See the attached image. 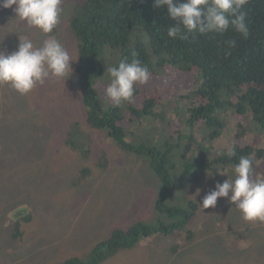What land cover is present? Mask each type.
I'll list each match as a JSON object with an SVG mask.
<instances>
[{"label": "trees", "instance_id": "trees-1", "mask_svg": "<svg viewBox=\"0 0 264 264\" xmlns=\"http://www.w3.org/2000/svg\"><path fill=\"white\" fill-rule=\"evenodd\" d=\"M244 11L247 38L230 28L223 34H190L184 40L167 35L175 22L166 7L154 6V0H83L69 14L65 25L68 23L80 42L75 72L88 129L103 132L116 148L143 158L157 186L152 218L136 220L131 214L125 226L96 241L83 257H67L52 264H101L142 246L138 244L143 238L171 235L178 229H183L185 242L213 235L218 229L224 231L222 240L239 229L234 224L225 231L230 222L224 218L215 223L207 220L193 230L187 228L198 202L187 198L186 192L204 178L214 187L231 178L241 156L251 158L256 173L264 175V0H248ZM60 31L57 26L43 38L58 39ZM233 40L235 47L226 54L227 42ZM133 51L149 68L151 78L136 86L131 103L113 107L105 99L111 79L106 70L130 59ZM179 109L181 113L176 112ZM171 115L170 129L165 131L161 120ZM60 141L71 152L90 157L97 168L109 163L103 150L100 153L105 158L101 154L94 157L90 150L94 133L77 119L64 127ZM230 149L235 150L234 156L228 155ZM60 161L52 156L46 162L54 168ZM36 172L44 177L38 181L44 182L41 196L48 197L57 177L50 175L48 168ZM61 172L63 176L67 170ZM89 173L82 167L71 177L57 178L56 184L62 181L63 188L66 182L78 184L80 177ZM169 198L172 204L179 202L172 205ZM76 203L69 196L62 202L72 216L76 215ZM240 239L234 235L229 247L234 249ZM216 255L222 264L233 257L221 247Z\"/></svg>", "mask_w": 264, "mask_h": 264}, {"label": "rangeland", "instance_id": "rangeland-1", "mask_svg": "<svg viewBox=\"0 0 264 264\" xmlns=\"http://www.w3.org/2000/svg\"><path fill=\"white\" fill-rule=\"evenodd\" d=\"M82 1L63 0L61 5L63 11L58 25L61 31L57 38H64L59 41L77 59L72 62L70 76L65 80L51 77L26 95L10 85H0V264H52L67 257L80 258L91 250L93 243L108 238L117 227L125 226L131 214L136 220L153 217L157 180L146 161L116 148L103 132L88 129L84 120L85 109L75 72L80 42L67 27L68 23L65 25L69 14ZM44 35L19 20L12 9L3 11L0 8V51H16L20 40L25 38L39 46L47 39ZM109 57L114 58L115 54ZM75 119L94 133L95 142L90 150L96 154L103 150L109 158L105 168L95 167L90 157L71 152L60 141L64 127ZM172 120V115L167 120L164 118L160 126H168ZM69 153L73 155L68 156ZM52 156L62 160L54 168L48 167L46 162ZM117 166L125 171L122 180L117 176ZM82 167L90 171L82 181L83 192L91 196L98 207L93 233L81 224V213L73 207L76 218L80 216V219L72 220L68 208L62 204L73 184L66 182L65 188L62 181L56 184L57 178L71 177L70 174ZM46 168L57 178L52 180L48 197H42L44 177L36 171L42 169L43 172ZM63 170L67 173L59 175ZM39 178L41 182H38ZM130 178L140 185L143 196L132 194L131 199L135 202L130 199L127 204L124 195L130 186ZM45 180L48 183L47 177ZM214 189L204 178L186 192L187 198L198 202V209L187 228L193 230L203 227L207 220L215 223L224 218L230 222L225 231L234 224L239 227L226 239L220 240L224 231L218 229L213 235L208 233L185 242L184 231L178 229L171 235L143 238L138 244L142 246L102 264H222L216 255L219 247L233 256L227 258V264H264V222L245 221L236 206L224 197L218 198L214 208L203 209L204 196ZM55 200L57 206L51 205ZM169 203L172 204L170 198ZM22 206H29L31 216H26L27 211L23 208L21 219L12 217L14 210ZM56 209L60 211L59 215L51 219ZM234 235L241 239L233 249L229 246ZM174 246L179 247L175 250Z\"/></svg>", "mask_w": 264, "mask_h": 264}, {"label": "clouds", "instance_id": "clouds-1", "mask_svg": "<svg viewBox=\"0 0 264 264\" xmlns=\"http://www.w3.org/2000/svg\"><path fill=\"white\" fill-rule=\"evenodd\" d=\"M62 2L63 0H0V8L12 9L19 20L44 34H49L61 23ZM247 3L248 0H154V6L166 7L168 16L175 22L168 27L167 35L172 39L181 40L195 33L223 34L230 28L247 38L249 25L246 22L247 13L244 11ZM63 39L51 37L37 46L25 38L20 40L16 51H0V85H10L18 93L26 95L51 77L67 79L73 71L72 62L77 59H74L59 41ZM227 44L229 51L226 54L230 55V49L235 47L236 42L228 41ZM107 55L112 56L109 53ZM106 71L111 79L105 90V99L110 101L113 107H121L125 102L131 103L136 86L148 83L151 78L149 68L141 62L135 51L130 59L121 60L117 66L108 67ZM84 116L86 117L85 113ZM85 123L88 126L86 120ZM164 126L165 131L170 129V124ZM100 154L93 152L94 157ZM228 155L234 156L235 150L230 149ZM117 176L121 180L125 177V171L120 166H117ZM85 177H80L78 184L70 186V191L67 192V196L77 201L74 208L77 213L82 214L83 226L87 220L94 223L98 212L97 202L83 192L82 181ZM132 194L143 196V191L140 185L130 178V186L124 195L127 204ZM222 197L228 198L229 202L236 206L245 221L264 222V175L256 173L251 158L241 156L234 166L233 176L223 183L218 182L215 189L204 196L201 207L214 208L218 198ZM131 202H135L134 199H131ZM23 208L24 212L29 214L27 207L22 206L14 210L12 217L21 219ZM58 209L52 212L51 219L59 215ZM71 219L77 218L71 216ZM84 228L90 231L89 227Z\"/></svg>", "mask_w": 264, "mask_h": 264}, {"label": "water", "instance_id": "water-1", "mask_svg": "<svg viewBox=\"0 0 264 264\" xmlns=\"http://www.w3.org/2000/svg\"><path fill=\"white\" fill-rule=\"evenodd\" d=\"M66 196H67V193L65 194V197H66ZM57 202H58V201H56V200L54 201V203H56V204H57ZM96 215H97V213H96ZM77 219L79 220V219H80V216H78ZM105 220H106V219H105ZM105 220H104V221H105ZM84 226H85V227H89V228H90V231L93 232V222H92V221L87 220L86 225H84Z\"/></svg>", "mask_w": 264, "mask_h": 264}]
</instances>
